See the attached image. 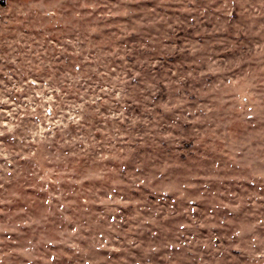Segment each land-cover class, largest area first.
Returning a JSON list of instances; mask_svg holds the SVG:
<instances>
[{
  "label": "rangeland",
  "instance_id": "1",
  "mask_svg": "<svg viewBox=\"0 0 264 264\" xmlns=\"http://www.w3.org/2000/svg\"><path fill=\"white\" fill-rule=\"evenodd\" d=\"M0 264H264V0H5Z\"/></svg>",
  "mask_w": 264,
  "mask_h": 264
},
{
  "label": "trees",
  "instance_id": "2",
  "mask_svg": "<svg viewBox=\"0 0 264 264\" xmlns=\"http://www.w3.org/2000/svg\"><path fill=\"white\" fill-rule=\"evenodd\" d=\"M5 4V0H0V7H2Z\"/></svg>",
  "mask_w": 264,
  "mask_h": 264
}]
</instances>
